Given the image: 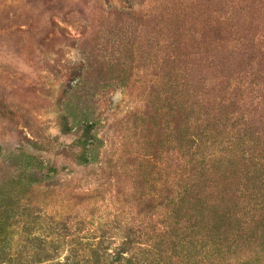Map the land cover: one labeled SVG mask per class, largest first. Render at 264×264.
<instances>
[{
    "label": "rangeland",
    "instance_id": "374dc122",
    "mask_svg": "<svg viewBox=\"0 0 264 264\" xmlns=\"http://www.w3.org/2000/svg\"><path fill=\"white\" fill-rule=\"evenodd\" d=\"M149 2L0 0V177L13 170L29 172L34 189L28 199L57 206L56 220L67 214L75 219L72 228L61 231L66 243L58 246L59 258L70 249L71 237L114 236L116 223L132 217L126 212L135 192L148 181L159 179L158 186L169 173L173 130L181 129L185 108H178L181 114L167 113V93L161 85L168 70L165 58L156 53L150 28H142V37L135 36L140 27L133 15L124 18L131 33L125 45L115 41L123 21L118 16L145 11ZM208 7L209 13L225 7L230 11L231 33L255 29L258 49L264 50V0H208ZM194 13L182 22L186 39L198 30ZM203 37L221 43L228 35L206 31ZM198 42L189 44L199 52L208 49L202 42L197 48ZM210 53L215 56V50ZM219 70L215 60L210 66L199 64L193 79L187 72L188 97L193 89L197 92L199 78L204 92L212 88L209 80L215 76L232 77L235 72ZM150 80L160 87L157 103L148 91ZM139 101L160 111L149 117L141 107L142 117L132 109ZM88 128L93 140L90 164L84 165L75 157L81 131ZM147 148L158 175L136 171L132 159ZM105 164L109 169L99 176Z\"/></svg>",
    "mask_w": 264,
    "mask_h": 264
},
{
    "label": "trees",
    "instance_id": "16d2710c",
    "mask_svg": "<svg viewBox=\"0 0 264 264\" xmlns=\"http://www.w3.org/2000/svg\"><path fill=\"white\" fill-rule=\"evenodd\" d=\"M187 1L150 0L145 11L121 14L123 28L117 25L115 38L124 45L129 39L124 18L130 15L140 27L137 38L145 33L142 28H150L149 39L168 67L161 82L167 113L181 114L184 105L181 129L173 130L166 180L158 186L159 179L145 182L135 192L126 212L132 217L116 223L114 236L71 237L70 249L59 258L58 246L66 243L61 231L72 228L75 219L67 214L56 220L57 206L30 201L29 172L13 170L0 177V264H264V50L258 49L255 29L229 32L226 7L209 13L208 0ZM190 12L198 30L186 39L182 22ZM206 31L228 35L226 42H207ZM197 40L208 49L199 52L189 44ZM215 60L219 72L233 68V76H215L204 92L199 78L197 92L188 97L186 73L193 79L199 64ZM148 85L157 103L158 82ZM141 107L149 117L160 111L139 101L132 109L142 117ZM81 134L75 161L87 165L93 137L89 128ZM148 150L132 160L140 175L144 169L150 177L159 169ZM108 169L105 164L99 176Z\"/></svg>",
    "mask_w": 264,
    "mask_h": 264
}]
</instances>
